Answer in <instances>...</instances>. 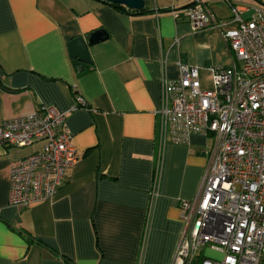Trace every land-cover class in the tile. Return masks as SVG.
I'll list each match as a JSON object with an SVG mask.
<instances>
[{"label": "crops", "instance_id": "0c3cea01", "mask_svg": "<svg viewBox=\"0 0 264 264\" xmlns=\"http://www.w3.org/2000/svg\"><path fill=\"white\" fill-rule=\"evenodd\" d=\"M193 1L147 0L149 12L133 15L101 0H0V126L47 107L70 112L79 96L87 104L66 120L79 160L51 202L10 203L11 163L40 145L0 143V264H173L181 201L197 197L215 139L161 144L162 83L184 64L211 88L208 68L234 59L220 31L173 16ZM205 2L230 17L223 0ZM97 30L109 38L89 48L92 64L72 59L68 44Z\"/></svg>", "mask_w": 264, "mask_h": 264}, {"label": "built area", "instance_id": "2783aa9c", "mask_svg": "<svg viewBox=\"0 0 264 264\" xmlns=\"http://www.w3.org/2000/svg\"><path fill=\"white\" fill-rule=\"evenodd\" d=\"M223 1L230 8L223 21L205 0L172 11L176 19L188 18L194 30L220 31L234 56L230 67L208 68L211 88L203 86L199 68L184 64L179 80L162 83L161 144H185L192 135L215 139L197 197L181 201L185 229L173 264H196L204 248L223 258H204L199 264H264V0ZM79 108L87 109L81 96L70 112L47 107L0 126L4 146L40 145L10 165L12 205L51 202L64 185L79 160L66 120ZM148 214L147 226L151 209Z\"/></svg>", "mask_w": 264, "mask_h": 264}, {"label": "water", "instance_id": "95a60500", "mask_svg": "<svg viewBox=\"0 0 264 264\" xmlns=\"http://www.w3.org/2000/svg\"><path fill=\"white\" fill-rule=\"evenodd\" d=\"M112 4H116L127 8L130 11L140 12L146 9L147 0H103ZM109 38L105 30H97L88 34L86 37H79L72 40L68 44V50L72 59L77 60L84 65H91L92 59L90 57L89 48L97 45ZM84 66L79 68L83 71Z\"/></svg>", "mask_w": 264, "mask_h": 264}, {"label": "rangeland", "instance_id": "374dc122", "mask_svg": "<svg viewBox=\"0 0 264 264\" xmlns=\"http://www.w3.org/2000/svg\"><path fill=\"white\" fill-rule=\"evenodd\" d=\"M239 2H244V3H250L251 0H238ZM249 14L245 15V18H248ZM31 149H26L24 150L25 152L30 151ZM202 258H200V261H202L204 258H210V259H218L221 260L223 258L222 255L214 253L213 251H210L208 248H204L202 250Z\"/></svg>", "mask_w": 264, "mask_h": 264}, {"label": "trees", "instance_id": "16d2710c", "mask_svg": "<svg viewBox=\"0 0 264 264\" xmlns=\"http://www.w3.org/2000/svg\"><path fill=\"white\" fill-rule=\"evenodd\" d=\"M101 1H103V0H101ZM103 2H104L105 4H108V5H110V6L115 7V8H117V9H120V10H122V11H124V12L132 13L133 15H145V14H147V13L149 12L147 9H144L143 11H140V12L130 11V10H128L127 8L122 7V6H119V5H116V4H112V3H109V2H106V1H103ZM199 263H200V259L197 260L196 264H199Z\"/></svg>", "mask_w": 264, "mask_h": 264}]
</instances>
